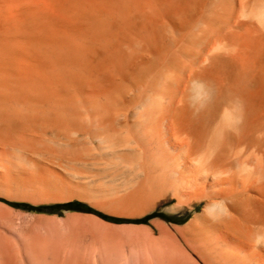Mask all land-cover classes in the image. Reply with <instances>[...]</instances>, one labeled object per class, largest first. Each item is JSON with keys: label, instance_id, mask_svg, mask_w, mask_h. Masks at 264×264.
<instances>
[{"label": "bare ground", "instance_id": "1", "mask_svg": "<svg viewBox=\"0 0 264 264\" xmlns=\"http://www.w3.org/2000/svg\"><path fill=\"white\" fill-rule=\"evenodd\" d=\"M0 197L203 201L181 233L264 264V0H0Z\"/></svg>", "mask_w": 264, "mask_h": 264}, {"label": "rangeland", "instance_id": "2", "mask_svg": "<svg viewBox=\"0 0 264 264\" xmlns=\"http://www.w3.org/2000/svg\"><path fill=\"white\" fill-rule=\"evenodd\" d=\"M12 158L17 161V157ZM25 175H31L30 171ZM177 203L170 199L162 205L155 204L151 212L136 218L110 215L77 198L32 203L0 197V264H18L24 260L25 264H68L67 258L80 252L79 242L86 239L57 237L60 230L113 229L169 230L179 235L180 240L200 255L205 264H220L218 257L222 248L215 233L203 232L201 226L192 235L181 233L202 214L204 202L183 206ZM72 216H79L80 222L65 226ZM230 264L235 263L232 260Z\"/></svg>", "mask_w": 264, "mask_h": 264}, {"label": "crops", "instance_id": "3", "mask_svg": "<svg viewBox=\"0 0 264 264\" xmlns=\"http://www.w3.org/2000/svg\"><path fill=\"white\" fill-rule=\"evenodd\" d=\"M57 237L86 239L79 242L81 251L67 258L68 264H205L172 231L60 230Z\"/></svg>", "mask_w": 264, "mask_h": 264}, {"label": "water", "instance_id": "4", "mask_svg": "<svg viewBox=\"0 0 264 264\" xmlns=\"http://www.w3.org/2000/svg\"><path fill=\"white\" fill-rule=\"evenodd\" d=\"M88 213H90V212H88Z\"/></svg>", "mask_w": 264, "mask_h": 264}]
</instances>
